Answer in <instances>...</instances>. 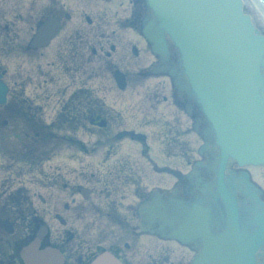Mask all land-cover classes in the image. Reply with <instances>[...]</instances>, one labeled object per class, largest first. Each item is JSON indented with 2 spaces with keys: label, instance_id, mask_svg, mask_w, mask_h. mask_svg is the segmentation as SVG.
I'll use <instances>...</instances> for the list:
<instances>
[{
  "label": "flooded vegetation",
  "instance_id": "obj_1",
  "mask_svg": "<svg viewBox=\"0 0 264 264\" xmlns=\"http://www.w3.org/2000/svg\"><path fill=\"white\" fill-rule=\"evenodd\" d=\"M14 1L17 6L10 7L12 0H0L3 54L0 60L27 56L22 42H26V35L31 34L32 38L42 22L57 18L62 29L48 48L30 50L31 103L26 102L27 107L21 103L19 108L18 103L13 102L1 110V116L13 113L28 122L31 137L26 135L31 141L22 146L27 156L23 161L30 163L33 159L40 162L41 167L33 169L36 174L27 184L33 193L24 186L23 181L11 193L7 184L0 182V264H21L20 245L24 239L37 233L38 224L48 226L46 238L50 244L60 248L65 264H90L97 254L105 252H111L126 264H147L144 260L135 259L140 250L135 253L125 241L133 224L129 220H133L138 211L134 205L127 206L129 210L123 211V201L116 199L119 193L125 195L130 184L137 180V171L144 165L135 150L141 144L130 140L116 144L113 141V127L120 120V111L131 110L164 118L168 117L169 110V117L177 127L175 131L170 130L167 137L170 142H177L181 136V116L174 100L170 103L164 95L167 94L166 84L159 82L157 86L146 87L142 93L146 102L135 104L134 87L129 86L134 79V75H131L133 56L132 60L129 58L130 51L135 47L137 58L140 57L143 45L141 42L134 44L130 38L124 40L110 28V14L117 6L94 9L96 6L80 7L82 1L75 0L78 9L71 12V6L61 0H50L47 6L37 2L33 7H26L29 0ZM87 11L95 13L89 17ZM128 24L126 30L130 37H134V26L128 27ZM174 67L176 80L183 81L179 66L175 64ZM122 68L127 72L126 90H132L120 95L114 77ZM22 71L23 66H20L17 72L19 92L12 89L11 93L18 94L17 99L25 102L22 95L27 84ZM4 72L5 78L7 71ZM180 98L182 102L184 98ZM73 100L75 103L72 104ZM58 109L64 112V117L51 125L52 118L47 116ZM73 111L79 113L72 114ZM191 115L198 127L206 129V133L205 130L200 131L203 140L211 141L202 116L196 110H192ZM60 119L63 120L60 122ZM4 121L7 122L6 119ZM121 145L123 147L120 148ZM188 145L185 153L188 150L187 164L191 166V141H188ZM145 152H149V149H145ZM71 159L74 166H71ZM143 160L150 166L151 160L145 153ZM205 162L204 175L206 181L212 183L214 153L211 149L205 154ZM233 168L241 172L238 167ZM18 172L20 177H26L24 169ZM254 175L264 179L260 172ZM94 178H97L94 188L83 195V188H86L83 185H90ZM37 191L42 194H37ZM79 196L82 204L70 209L71 205H76L75 197ZM135 197L139 202L147 198L141 186ZM78 221L91 223L90 228L84 229ZM8 225L12 229L11 234H8ZM115 226H119L120 230H114ZM89 229L97 231L95 240ZM144 229H148L146 222ZM165 256L156 260L160 261ZM150 260L149 254L148 264Z\"/></svg>",
  "mask_w": 264,
  "mask_h": 264
},
{
  "label": "water",
  "instance_id": "obj_2",
  "mask_svg": "<svg viewBox=\"0 0 264 264\" xmlns=\"http://www.w3.org/2000/svg\"><path fill=\"white\" fill-rule=\"evenodd\" d=\"M148 1L160 27L147 36L158 44L166 33L180 48L223 155L264 165V38L243 14L241 1ZM251 254L241 243L228 253L215 251L211 264H251ZM26 261L48 263L30 254Z\"/></svg>",
  "mask_w": 264,
  "mask_h": 264
},
{
  "label": "rangeland",
  "instance_id": "obj_3",
  "mask_svg": "<svg viewBox=\"0 0 264 264\" xmlns=\"http://www.w3.org/2000/svg\"><path fill=\"white\" fill-rule=\"evenodd\" d=\"M246 10L248 11V13L252 16V18L255 21V24L258 26V28L264 33V20L262 19V17L258 14L257 10L252 6V5H246ZM137 101V100H136ZM134 119V118H133ZM262 177L264 176V170L260 171ZM130 187L128 188V190H130ZM153 245V247L156 245L155 241L151 242ZM153 247H146L145 250H147V252L149 251H153ZM139 257V256H138Z\"/></svg>",
  "mask_w": 264,
  "mask_h": 264
},
{
  "label": "bare ground",
  "instance_id": "obj_4",
  "mask_svg": "<svg viewBox=\"0 0 264 264\" xmlns=\"http://www.w3.org/2000/svg\"><path fill=\"white\" fill-rule=\"evenodd\" d=\"M179 3L182 2V0H178ZM244 4H250L252 5L254 8H256L258 10V12L260 13V15L264 18V10L261 8V5L257 2V0H243Z\"/></svg>",
  "mask_w": 264,
  "mask_h": 264
}]
</instances>
